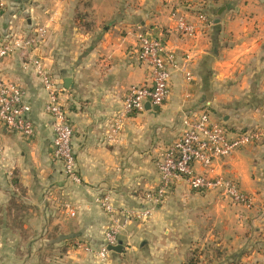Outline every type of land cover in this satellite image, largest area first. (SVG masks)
I'll return each instance as SVG.
<instances>
[{"label":"crops","instance_id":"0c3cea01","mask_svg":"<svg viewBox=\"0 0 264 264\" xmlns=\"http://www.w3.org/2000/svg\"><path fill=\"white\" fill-rule=\"evenodd\" d=\"M4 2L3 33L47 27L38 55L60 90L81 183L52 159L47 92L28 57L14 54L1 76L24 89L36 135L25 140L0 126V264H264V140L217 161L212 172L235 180L252 207L181 181L149 219L121 231L120 253L101 262L76 247L103 242L110 218L95 201L100 195L118 209L144 205L158 180L156 153L178 138L191 112L205 107L231 131L264 130V0H212L207 16L224 8L221 22L205 29L187 15L196 28L187 39L173 32L163 0ZM139 31L163 33L178 65L188 56L192 80L173 70L167 100L145 104L109 141L126 91L150 83L149 66L136 57Z\"/></svg>","mask_w":264,"mask_h":264},{"label":"built area","instance_id":"2783aa9c","mask_svg":"<svg viewBox=\"0 0 264 264\" xmlns=\"http://www.w3.org/2000/svg\"><path fill=\"white\" fill-rule=\"evenodd\" d=\"M211 2L212 0H163L169 11V19L174 24L173 32L182 39L196 34V28L188 21L187 15L197 18L203 28H211L212 21L207 16ZM4 9L5 2L0 0V22ZM46 34L47 27L44 25H36L31 31L10 27L6 33H3L0 26V126L25 140H32L36 135V128L29 117L30 106L25 99L24 89L15 83L4 81L1 76L3 62L14 54H22L28 57V65L33 68L47 92L44 110L53 132L51 157L62 164L63 173L71 183L80 184L72 144L73 130L59 100L60 90L38 55ZM136 40V57L139 62L149 66L150 83L132 86L126 91L121 110L110 125L107 135L109 141L115 139L127 118L144 110L145 104L159 107L167 100L173 70H180L186 81L192 80L189 57L185 56L178 65L174 53L166 48V36L163 33L139 31L136 33ZM183 126L178 138L156 153L158 180L153 189L144 193V205L133 209H118L108 194L100 195L95 201L110 218L103 242L99 248L83 242L76 244L77 248L101 262L105 261L109 254L108 247L118 244L121 231L133 221L149 219L171 189L181 181L192 191H216L232 204L251 207L253 198L243 192L235 180L212 175V172L217 161L230 157L242 148L262 143L264 130L253 127L231 131L221 122L212 120L205 107L184 117ZM195 165H199L203 173H197Z\"/></svg>","mask_w":264,"mask_h":264},{"label":"water","instance_id":"95a60500","mask_svg":"<svg viewBox=\"0 0 264 264\" xmlns=\"http://www.w3.org/2000/svg\"><path fill=\"white\" fill-rule=\"evenodd\" d=\"M224 11V8H221L220 11L218 12V15L217 17H215L213 20H212V26H215L217 24H219L221 22L220 20V15L222 14V12ZM67 87V86H65ZM149 105V104H148ZM150 106V105H149ZM108 251H111V252H116V253H120L122 251V246L117 244L116 246H109L108 247Z\"/></svg>","mask_w":264,"mask_h":264},{"label":"trees","instance_id":"16d2710c","mask_svg":"<svg viewBox=\"0 0 264 264\" xmlns=\"http://www.w3.org/2000/svg\"><path fill=\"white\" fill-rule=\"evenodd\" d=\"M82 21H83V18H81L79 16L76 17V22H77L78 26H82L83 25Z\"/></svg>","mask_w":264,"mask_h":264},{"label":"rangeland","instance_id":"374dc122","mask_svg":"<svg viewBox=\"0 0 264 264\" xmlns=\"http://www.w3.org/2000/svg\"><path fill=\"white\" fill-rule=\"evenodd\" d=\"M25 1H27V3H31L33 0H25ZM26 3V2H25ZM210 112V111H209ZM210 118H211V113H210ZM261 144V143H260ZM259 145V144H258ZM192 191V190H191ZM193 192H195V191H193ZM196 193H198V192H196ZM253 206V203H252V205H251V207Z\"/></svg>","mask_w":264,"mask_h":264}]
</instances>
